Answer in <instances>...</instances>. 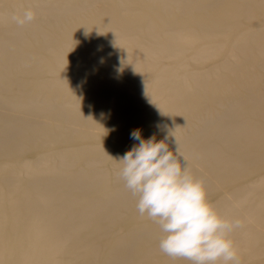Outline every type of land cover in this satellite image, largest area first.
Segmentation results:
<instances>
[{
    "label": "bare ground",
    "instance_id": "1",
    "mask_svg": "<svg viewBox=\"0 0 264 264\" xmlns=\"http://www.w3.org/2000/svg\"><path fill=\"white\" fill-rule=\"evenodd\" d=\"M157 125L264 264V0H0V264H192L118 175Z\"/></svg>",
    "mask_w": 264,
    "mask_h": 264
},
{
    "label": "clouds",
    "instance_id": "2",
    "mask_svg": "<svg viewBox=\"0 0 264 264\" xmlns=\"http://www.w3.org/2000/svg\"><path fill=\"white\" fill-rule=\"evenodd\" d=\"M12 19L24 25L34 19V13L28 10ZM157 127L165 133L163 139L157 140L155 133L143 138L139 129L131 132L138 143L119 159L118 175L136 198L139 214L159 225L160 251L192 264H240L230 234L243 227L242 221L227 219L216 210L204 182L191 174L177 138L167 125ZM170 137L175 153L169 149Z\"/></svg>",
    "mask_w": 264,
    "mask_h": 264
},
{
    "label": "rangeland",
    "instance_id": "3",
    "mask_svg": "<svg viewBox=\"0 0 264 264\" xmlns=\"http://www.w3.org/2000/svg\"><path fill=\"white\" fill-rule=\"evenodd\" d=\"M192 64H194V63H192Z\"/></svg>",
    "mask_w": 264,
    "mask_h": 264
}]
</instances>
